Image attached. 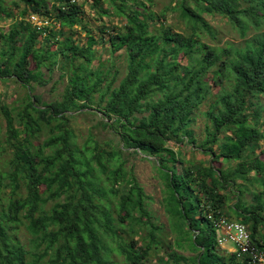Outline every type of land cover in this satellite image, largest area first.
<instances>
[{
  "label": "trees",
  "instance_id": "trees-1",
  "mask_svg": "<svg viewBox=\"0 0 264 264\" xmlns=\"http://www.w3.org/2000/svg\"><path fill=\"white\" fill-rule=\"evenodd\" d=\"M84 1L99 19L116 16L123 25L91 28L79 0H13L10 10L0 0V20L11 19L0 29V82L26 89L18 106L0 101V149L11 151L0 166V264H116L113 254L123 264H248L219 253L207 216L244 224L248 246L264 257V162L251 158L264 139V0H175L170 10L187 35L142 0ZM30 15L47 25L34 26ZM203 15L225 19L243 46L202 42V32L216 37ZM99 44L108 45L111 70L122 51L125 76L117 86V69L109 77L111 70L91 66ZM55 67L64 91L43 102L34 94L47 83L41 69ZM204 103L205 138L197 145L191 125ZM79 115L93 116L109 138L88 130L79 144ZM185 144L209 157L207 165L185 160ZM126 155L154 158L172 239L155 224L151 197L126 172ZM218 161L226 168L216 170ZM255 183L262 194L241 201L237 188ZM231 195L235 203L227 204Z\"/></svg>",
  "mask_w": 264,
  "mask_h": 264
},
{
  "label": "rangeland",
  "instance_id": "rangeland-1",
  "mask_svg": "<svg viewBox=\"0 0 264 264\" xmlns=\"http://www.w3.org/2000/svg\"><path fill=\"white\" fill-rule=\"evenodd\" d=\"M13 0H1L2 4L7 8V10H10L9 7H11V2ZM145 2V4L150 6V9L159 14L162 13L163 11L165 12V24L166 26H170L174 32L176 33H184L187 35V33H190L188 29H186L184 22L181 20L179 17V13L176 11L170 10V8L174 5L175 0H150L151 4L149 3V0H142ZM80 3L85 4V17L87 23L90 24V27L97 30V28L100 25L106 24L111 26H117L120 27L123 25L124 20L121 18H118L115 16L113 18L109 17H104L102 19H99V16L97 13L89 8V3L85 2L84 0H79ZM12 8V7H11ZM106 8V5L105 7ZM168 8V9H167ZM166 10V11H165ZM204 20L215 30L216 32V37L212 39L210 36H208L206 33L202 32L201 36L199 39L207 43L208 45L214 47H224V44L229 42L233 43L235 46H243V42L245 39H241L238 35V33L231 28V26L226 22L225 19H222L219 16H209V15H203ZM11 24V19L5 18L4 20H0V29L1 30H7V27ZM251 35L249 34L246 39L250 38ZM78 40L82 43L85 40V34L81 32V34L78 36ZM108 45H101L99 44L96 47L97 50V59L94 60L91 64V66L95 68H99L101 66L102 70H111V63L108 61L109 55L107 50ZM122 53V51L118 52L114 57V65H115V70L117 69V75H116V80L114 82V86H117L118 83L124 78L125 76V61H124V56L122 58L118 57V55ZM185 63V62H184ZM100 65V66H99ZM115 70H111L109 77L113 76L115 74ZM42 78L44 81H47V83L43 86H36L34 94L40 95L42 98L43 102H50L53 100H58L61 97V94L64 91L65 87V78L61 79V73L60 71L55 67V69L51 72H49L47 69L42 68ZM108 77V79H110ZM8 82V83H7ZM5 82V84L0 82V101L9 106H18V104L21 103V99L25 96L26 94V89L21 87L20 85L16 84L14 81L9 80ZM103 85H106V82L104 81ZM218 92V89L214 90V94ZM256 100L253 99L252 102H255ZM259 102L264 104V101L262 99H259ZM207 103H204L199 107L198 110L194 112V122L191 125V129L194 133V138L196 140V144L199 145L200 142H202L205 138V122L207 123V119L205 118L204 115H202L203 112H205L208 108ZM253 107L249 109L250 112H252ZM264 119L260 120V123H262ZM3 122V117L2 114L0 113V125L3 124V129H4V122ZM96 122H94V117L93 116H85V115H79L74 121H73V127L76 130V133H78V140L77 142L81 144L87 137V131L91 130L96 136L100 139H107L109 138V134L107 132L101 130L100 128H94V125ZM1 129V130H3ZM262 129V127H260ZM45 138V137H42ZM4 139H5V134L2 131L0 133V142L2 145H4ZM43 140V139H42ZM181 151L183 153V158L185 160H188L193 163H198L202 162L204 160V164L207 165L208 161H210V158L207 156H202L200 153H196L193 151L192 145H182ZM214 148V147H213ZM175 150L177 148L175 147ZM264 150V139L259 142V147L258 149L251 155L252 159L258 158L259 161L264 162V155L261 154L260 152ZM10 149L1 150L0 149V166H3L4 162L6 160H9L10 156ZM185 155V157H184ZM182 158V157H181ZM212 158V157H211ZM125 159L127 162L125 163V169L126 172H132L134 173L135 177L137 178V181L141 186L143 187L144 191L146 192L147 195L151 197V200L148 201V209L149 212L157 218L155 224L160 227L161 229H165V232L168 234L167 238L173 237V234L170 233L169 228H168V218L167 215L164 213V209L161 205V199H162V184L160 181V177L156 171L155 164H154V159L153 157L149 159L148 157L144 155H138V156H125ZM244 162H248L247 158L243 159ZM242 161V160H241ZM201 165L202 166H204ZM237 163L233 162L230 164L231 168H233ZM216 166V170H219L217 168L223 167L226 168L225 165H223L220 161L215 162L213 164ZM254 174L253 172H249L247 174V177L253 180ZM184 180V179H183ZM181 181L183 183L184 181ZM236 185L242 184L241 179H237L235 181ZM237 188L238 194L242 199H244L243 202H246L247 204H250L253 202V196L255 194L261 195L262 194V189L260 184H254V185H248ZM183 186V184H182ZM233 187L229 188L232 189ZM235 189V188H234ZM233 189V190H234ZM9 191V190H7ZM23 192V189H21ZM236 191V190H235ZM224 192V191H223ZM222 193V191H221ZM244 194V196H242ZM235 195V194H234ZM232 197L228 198L227 204H233L235 203V199L233 198L234 196L231 195ZM6 197L3 199L5 202ZM236 219V218H235ZM170 233V234H169ZM17 237L20 241H22L25 245L26 248L29 246L28 242V236L25 234V232H20L17 234ZM171 239H168L171 241ZM232 245L227 244L226 248H222L223 250H231ZM228 249V250H227ZM223 250H219L220 254H223ZM164 252L160 251V253H157L158 256L163 254ZM150 258H154L151 256ZM112 260L116 262V264H123L122 262V257H117V255L113 254L112 255ZM152 264V263H150Z\"/></svg>",
  "mask_w": 264,
  "mask_h": 264
},
{
  "label": "built area",
  "instance_id": "built-area-1",
  "mask_svg": "<svg viewBox=\"0 0 264 264\" xmlns=\"http://www.w3.org/2000/svg\"><path fill=\"white\" fill-rule=\"evenodd\" d=\"M29 21L37 26L38 28H42L47 25V21L40 19L36 15H30L28 17ZM217 226L223 230H225L226 235L239 246L242 252H249L250 256L253 260L254 264H264V258L261 254H257L253 252L252 249L247 247V233L243 226L238 224L227 223L224 219H219L217 222Z\"/></svg>",
  "mask_w": 264,
  "mask_h": 264
},
{
  "label": "clouds",
  "instance_id": "clouds-1",
  "mask_svg": "<svg viewBox=\"0 0 264 264\" xmlns=\"http://www.w3.org/2000/svg\"><path fill=\"white\" fill-rule=\"evenodd\" d=\"M152 157H150L151 159ZM154 159V158H153ZM208 219L212 222L213 224V227L215 229V236H216V242H217V247H219L221 250H223L222 248H226L227 247V244H231L232 247H231V250H228L229 252H227L226 250H223L224 253L223 254H233L237 259L239 260H243V259H246L247 263L248 264H254L253 263V260L250 256V253L249 252H242L239 248V246L237 244H235L227 235H226V232L225 230L219 228L217 226V222L219 219H224L227 223H232V224H238V225H241L245 228L246 230V233H247V227L244 225V224H241L240 222H229L227 221L224 217H220L218 219H211V216H207ZM248 236V234H247ZM247 247L249 249H252L248 246V239H247ZM264 258V257H263Z\"/></svg>",
  "mask_w": 264,
  "mask_h": 264
}]
</instances>
